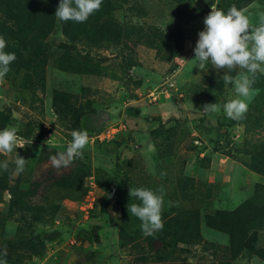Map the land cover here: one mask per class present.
I'll return each instance as SVG.
<instances>
[{
    "label": "rangeland",
    "instance_id": "1",
    "mask_svg": "<svg viewBox=\"0 0 264 264\" xmlns=\"http://www.w3.org/2000/svg\"><path fill=\"white\" fill-rule=\"evenodd\" d=\"M58 4L0 0L16 55L0 129L32 140L0 154V264H264V74L244 119L204 113L239 69H201L193 51L212 5L256 25L264 0H102L83 23L58 20ZM73 130L89 145L56 169ZM138 187L164 190L151 236L127 209Z\"/></svg>",
    "mask_w": 264,
    "mask_h": 264
},
{
    "label": "clouds",
    "instance_id": "2",
    "mask_svg": "<svg viewBox=\"0 0 264 264\" xmlns=\"http://www.w3.org/2000/svg\"><path fill=\"white\" fill-rule=\"evenodd\" d=\"M102 0H59L55 17L60 21L85 22L90 15L98 11ZM204 29L199 31L194 51V60L203 69L210 62L216 69H239L235 75L225 73L223 80L232 85L233 95H230L223 105L205 103L204 113H218L223 109L226 117L232 120H242L248 111L249 102L258 90L253 85L257 73L264 74V14L260 22L252 24L244 11L232 6L225 12L215 5L204 17ZM6 41L0 36V83L10 71L9 65L15 61L16 55L6 52ZM18 127L5 126L0 129V154L10 155L19 147L31 145L32 140L21 141L18 138ZM71 140L63 147L64 151L51 156L54 168H66L74 159L83 157V150L89 145L87 130H73ZM17 153V152H16ZM17 174L25 169L27 160L18 154L12 161ZM9 161L5 160L0 167L8 169ZM129 196L135 197L139 203L128 205L127 209L141 221V229L145 236H151L163 229L162 209L164 205V190L157 191L138 187L129 189ZM171 205V202H169ZM117 217V213H113Z\"/></svg>",
    "mask_w": 264,
    "mask_h": 264
},
{
    "label": "trees",
    "instance_id": "3",
    "mask_svg": "<svg viewBox=\"0 0 264 264\" xmlns=\"http://www.w3.org/2000/svg\"><path fill=\"white\" fill-rule=\"evenodd\" d=\"M247 244H245L246 248L252 250L253 249V246L250 242H246Z\"/></svg>",
    "mask_w": 264,
    "mask_h": 264
}]
</instances>
